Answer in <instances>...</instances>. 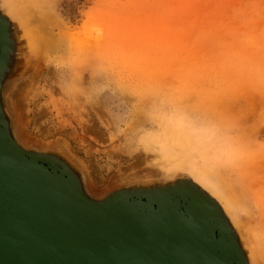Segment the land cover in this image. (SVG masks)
I'll return each mask as SVG.
<instances>
[{"label":"rangeland","instance_id":"rangeland-1","mask_svg":"<svg viewBox=\"0 0 264 264\" xmlns=\"http://www.w3.org/2000/svg\"><path fill=\"white\" fill-rule=\"evenodd\" d=\"M0 29L22 149L91 200L196 195L264 264V0H0Z\"/></svg>","mask_w":264,"mask_h":264},{"label":"water","instance_id":"water-1","mask_svg":"<svg viewBox=\"0 0 264 264\" xmlns=\"http://www.w3.org/2000/svg\"><path fill=\"white\" fill-rule=\"evenodd\" d=\"M0 58L3 37L0 29ZM0 264H241L214 211L178 190L85 197L0 114Z\"/></svg>","mask_w":264,"mask_h":264}]
</instances>
